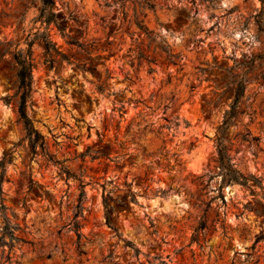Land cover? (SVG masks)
Here are the masks:
<instances>
[{"label": "rangeland", "instance_id": "1", "mask_svg": "<svg viewBox=\"0 0 264 264\" xmlns=\"http://www.w3.org/2000/svg\"><path fill=\"white\" fill-rule=\"evenodd\" d=\"M53 1L61 30L45 29L40 0H0L3 198L25 241L15 244L11 262L262 264L264 242L253 243L264 199L239 184L221 187L215 135L236 84L245 82L225 140L235 167L264 186V0ZM138 42L156 60L151 73L137 66ZM164 50L178 55L177 64L164 61ZM20 51H30L27 114L45 152L31 148L18 113ZM120 102L122 117L113 111ZM171 115L189 125L167 129ZM247 132L259 141H243ZM106 143L118 164L82 156ZM78 178L87 183L77 218L82 256L71 224ZM103 196L120 239L105 224ZM203 215L206 228L195 233ZM7 251L0 249L1 264Z\"/></svg>", "mask_w": 264, "mask_h": 264}, {"label": "trees", "instance_id": "2", "mask_svg": "<svg viewBox=\"0 0 264 264\" xmlns=\"http://www.w3.org/2000/svg\"><path fill=\"white\" fill-rule=\"evenodd\" d=\"M41 1V9L39 13V18L41 19V22L45 24V29H47L51 24H53L58 30H61L59 26H57V20H56V14L53 10L54 7V1L53 0H40ZM140 29H143L142 25L140 23L137 24ZM260 30L264 34V24L259 23ZM149 38L152 40V38L149 36ZM42 41L44 42V45L46 48L49 49V46L52 45V42L48 39V35L46 33L42 34ZM141 42H138L137 45V52H136V62L137 66H141L143 63H145L148 66V72L151 73L154 70L151 68L152 64H156V60L151 58L149 55L146 54L145 50L141 47ZM165 52V58L164 61L168 64H177V59L179 58L178 55L173 54L169 52L168 50H164ZM15 61L17 64V79H18V90H19V101H18V113L19 117L23 122L26 138L29 141V144L33 150H35L37 147L41 149L42 152L46 151L45 148V140L43 135L33 126L32 120L29 118L27 114V103L30 98L31 88H32V79H31V58H30V51L23 52L20 51L15 55ZM104 88L101 86L100 91H104ZM245 92V82L239 81L236 84L235 92H234V99L231 103L229 110L225 111L223 120L221 124L216 129V135H215V141H216V148H217V168H218V175L221 176V187L224 185H231V184H239L242 187L249 190V192L253 195H260L264 199V186L262 185V180L260 177H256L252 174L244 175L242 174L235 165L231 162V158L228 154V147L226 145L225 135L228 127L233 124L235 118L239 114V107L241 100L243 98ZM113 111H118L119 116L122 117V114L125 113L124 105L120 102V105L118 107H115ZM165 121L168 122L166 128L171 129L174 128L177 130L181 124H184L186 127L189 125L188 122L185 120H182L179 116H170V119L165 118ZM120 128V122L116 125V130H119ZM128 127L126 128V130ZM242 140L247 142H258L259 139L257 137H250V133L247 132L244 135H242ZM101 142V141H100ZM121 147V143L119 144ZM109 148L110 143H106L103 146H99L97 150L94 148H89L87 151H85L82 156L89 155L91 159H98L101 157H105L109 159ZM125 157H127L126 161L131 162L133 159L131 154H125ZM123 156V158H124ZM49 160L51 158L48 156ZM118 158L115 159H109L111 162H116L118 164ZM54 163L58 164V162L54 161ZM6 162L5 159L2 158L0 160V249L6 248L8 249L7 255L5 257V260L2 264H20L19 261L11 262L10 253L15 247V244L18 242H25L23 239H21L16 232L19 230L18 225L14 224L10 217L13 216L12 213H10L9 208L5 205L4 202V192L2 188V184L5 180V172H6ZM123 166V165H122ZM61 170L63 173H66V175L70 176L71 173L65 169L64 167H61ZM75 177V176H74ZM147 181V179H144ZM79 187H80V194L78 199V205L76 206V212L74 214L73 220H72V228L76 234V240L74 242L76 253L78 256H82L85 254V251L83 249V243L81 240L84 238L81 233L79 232L80 225L77 221V218L82 217V203L86 198V191L85 187L87 183H85L83 180L79 179ZM148 188V186H147ZM146 188V189H147ZM256 188L260 189V193H257L255 191ZM160 191V190H159ZM158 191H155L157 193ZM108 193H111L108 191ZM129 194L132 196V199H134L135 194L129 190ZM103 207H104V216H105V224L108 226V228L114 233L115 236H117L119 239L121 238V234L119 233L118 229L115 228L111 222V211L112 208L110 204L108 203V200L105 196L102 198ZM262 230L255 235L254 239V245L259 242H264V219L262 221ZM206 228V220L205 216H202V219L198 222L197 226L195 227V233L198 231H201ZM221 228L223 230V233H226V227L224 224H221ZM124 245L126 247H130L134 249L135 254L137 255L139 253V249L134 246V244L131 241L124 240ZM47 258H50L48 256ZM109 256L104 257L103 259H107ZM1 264V262H0ZM160 264H167L166 262H161ZM264 264V258L263 262Z\"/></svg>", "mask_w": 264, "mask_h": 264}]
</instances>
